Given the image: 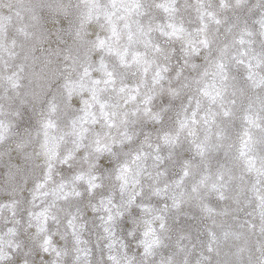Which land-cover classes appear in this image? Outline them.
Listing matches in <instances>:
<instances>
[{
    "label": "clouds",
    "instance_id": "9594fccd",
    "mask_svg": "<svg viewBox=\"0 0 264 264\" xmlns=\"http://www.w3.org/2000/svg\"><path fill=\"white\" fill-rule=\"evenodd\" d=\"M0 264H264V0H0Z\"/></svg>",
    "mask_w": 264,
    "mask_h": 264
}]
</instances>
